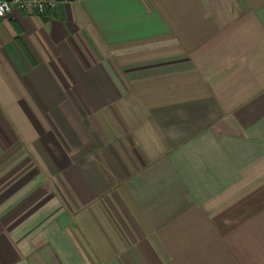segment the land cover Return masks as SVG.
Returning <instances> with one entry per match:
<instances>
[{
    "label": "crops",
    "instance_id": "1",
    "mask_svg": "<svg viewBox=\"0 0 264 264\" xmlns=\"http://www.w3.org/2000/svg\"><path fill=\"white\" fill-rule=\"evenodd\" d=\"M0 264H264V0L0 16Z\"/></svg>",
    "mask_w": 264,
    "mask_h": 264
},
{
    "label": "built area",
    "instance_id": "2",
    "mask_svg": "<svg viewBox=\"0 0 264 264\" xmlns=\"http://www.w3.org/2000/svg\"><path fill=\"white\" fill-rule=\"evenodd\" d=\"M55 6L56 0H0V16L9 14L13 8L43 15L47 10H53Z\"/></svg>",
    "mask_w": 264,
    "mask_h": 264
}]
</instances>
